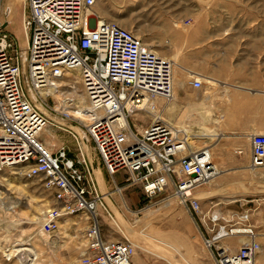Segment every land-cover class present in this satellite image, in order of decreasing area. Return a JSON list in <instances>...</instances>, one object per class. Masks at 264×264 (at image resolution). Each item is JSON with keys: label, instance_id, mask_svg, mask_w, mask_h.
Instances as JSON below:
<instances>
[{"label": "built area", "instance_id": "obj_1", "mask_svg": "<svg viewBox=\"0 0 264 264\" xmlns=\"http://www.w3.org/2000/svg\"><path fill=\"white\" fill-rule=\"evenodd\" d=\"M26 3V71L35 96L57 90L60 81L77 73L94 114L86 130L107 173L114 177L125 172L130 186L139 187L146 198L171 189L169 197L176 198L205 227L207 236L199 228L204 246L216 264H255L261 247L250 216L234 217L239 219L237 225L246 224L240 229L220 226L224 218L204 213L195 198L218 174L211 147L198 148L205 140L197 133L200 130L185 133L157 119L160 113L155 100L174 99L173 64L132 31L98 17L94 10L97 0ZM3 4L0 0V19ZM2 25L0 21V174L22 169L27 180L41 183L53 194L55 205L42 220L44 235L51 237L60 231L61 221L67 217L86 219V250L74 264H134L137 246L104 233L102 214L118 225L78 136L71 132L78 145L77 157H70L64 146L54 152L41 141L50 125L68 130L50 123L28 96L16 40ZM203 84L201 77H192L196 89ZM150 111L156 114H152L153 121L138 131L132 118ZM249 140L252 167L263 168L264 134ZM236 234H247L250 241L230 252L221 242Z\"/></svg>", "mask_w": 264, "mask_h": 264}, {"label": "rangeland", "instance_id": "obj_2", "mask_svg": "<svg viewBox=\"0 0 264 264\" xmlns=\"http://www.w3.org/2000/svg\"><path fill=\"white\" fill-rule=\"evenodd\" d=\"M94 10L98 17L116 22L132 31L157 55L173 62L174 82L177 72L181 76L185 75L182 70L185 65L189 64L193 70L197 69V38L202 32L218 34V40L210 41L218 49L253 48L256 47L255 44L264 48V0H97ZM27 13L26 0H4L0 19L2 24L7 25L5 30L16 40L20 60L24 65V89L53 125L63 126L69 131H61L50 125L41 134V141L54 152L64 146L70 157H77L78 145L71 132L75 133L93 169L100 166L106 177V184H98L101 192L107 196V204L118 226L102 214L104 233L111 239L128 240L135 244L138 246L136 253L147 254L144 251H149L153 255H159V260L166 258L164 253L168 248L164 242L171 235L167 231L171 228H201L204 231L205 227L201 223L198 225L176 198L169 197L171 189L158 197L146 198L139 187L130 186L125 172L118 173L115 178L107 174L87 133L89 122H82L74 114L77 106L84 105L89 108L86 92L77 73L60 81L62 87L56 90L57 93L50 92L45 99L41 95L35 96L26 71L27 42L23 20ZM188 36H192V39L188 40ZM204 75L211 77L210 73ZM185 76L190 78L189 74ZM204 79L205 86H215L207 82L208 78ZM193 99L198 101L195 96ZM224 100L227 101V98ZM159 102L165 103L163 99L157 98L155 104L158 105ZM168 104L171 111L176 113L170 119L173 120L172 125L180 129L194 128L216 135L220 125L226 123L218 117L215 103L212 104L213 109H193L196 114L192 117L182 116L181 113L187 109L174 100ZM161 118L170 123L163 114ZM153 119L152 114L144 112L134 116L132 123L142 132ZM227 140L213 137L211 140H203L198 148H212L219 142L226 143ZM117 187L122 189L121 193L117 191ZM225 194L212 181L200 188L195 193V198L199 200L204 213H212L213 210L220 212V208L228 211L229 203ZM54 205L53 194L45 191L41 183L27 180L22 169L0 174V264L76 263L77 260L70 256L73 247L70 244L71 239H68L73 234H66L64 230L87 228L88 222L83 216L67 217L61 221L60 231L51 237L46 236L41 232L42 220ZM237 211L242 212L243 208ZM223 218L220 226L240 229L246 225H237L239 219L231 215ZM205 235L207 236L206 233ZM238 236L239 234L230 237ZM26 249L34 250V253L23 251Z\"/></svg>", "mask_w": 264, "mask_h": 264}, {"label": "crops", "instance_id": "obj_3", "mask_svg": "<svg viewBox=\"0 0 264 264\" xmlns=\"http://www.w3.org/2000/svg\"><path fill=\"white\" fill-rule=\"evenodd\" d=\"M217 37L218 34L206 32L198 35L197 69L193 70L189 64L182 68L190 78L177 72L173 100L187 109L181 115L190 117L196 114L193 109H213L212 104L215 103L218 117L226 122L220 125L215 136L228 140L224 144L219 142L211 148V152L213 164L218 170L213 181L226 192L229 210L220 208V212L213 210V213L222 218L248 214L250 224L258 234L256 242L261 247L255 264H264V167H252L249 140L256 134H264V48L255 44L253 48L218 49L216 44L210 43L218 40ZM187 39L191 40L192 36ZM206 73H210L211 77L204 75ZM194 75L203 80L208 78L207 82L215 86L203 84L202 88L196 89L191 85ZM168 103L159 102L157 108L172 125L173 120L170 119L176 113L171 111ZM94 171L98 183L106 184L103 169L98 166ZM239 208H243V211L238 212ZM85 231L86 228L64 230L66 234H73L68 239H71L73 248L70 256L74 260H78L86 250ZM167 232L171 235L164 242L168 249L164 253L166 258L161 259L163 261L157 258L159 255L144 251L148 253L135 254L134 264H216L212 253L204 246V237L199 228H171ZM249 241L250 236L242 234L238 238L223 240L221 245L230 252H237Z\"/></svg>", "mask_w": 264, "mask_h": 264}, {"label": "bare ground", "instance_id": "obj_4", "mask_svg": "<svg viewBox=\"0 0 264 264\" xmlns=\"http://www.w3.org/2000/svg\"><path fill=\"white\" fill-rule=\"evenodd\" d=\"M10 11H8V13H9ZM170 61V60H169ZM171 62V61H170ZM172 64H173V62H171ZM174 64H173V75H174V72H175V68H174ZM205 80V79H204ZM62 87V85L61 86H59L58 88H61ZM57 88V89H58ZM50 92H52V93H57L58 91H56V89L55 88H53V89H51L49 92H47V93H41V96L45 99L48 95H49V93ZM74 109H76V112L74 113L75 115H76V117H78L79 119H81L82 120V122H90L92 119H93V116H94V114L93 113H91V110H90V108H88V107H84V105L82 106V107H75ZM156 110H158V113H160V115L159 114H157L158 116H157V119H162L161 118V115H162V112H161V110H159L158 108L156 109ZM91 113V114H90ZM150 114H155L154 112H152V111H150L149 112ZM156 115V114H155ZM51 123V122H50ZM183 128V127H182ZM203 130H205L204 128H203ZM181 131L182 132H185V133H191L192 132V130H190V128L189 129H181ZM198 134H199V136L202 138V139H205V140H211L213 137H217V136H215V135H213V134H211V133H208V132H202V131H199V132H197ZM218 139L219 138H221V137H217ZM217 141V140H216ZM205 147V146H204ZM209 184V183H208ZM119 193H121L122 191H120V189H118L117 190ZM107 197V196H106ZM23 251H25V252H33L34 253V250H32V249H26V250H23ZM23 251H20V252H23Z\"/></svg>", "mask_w": 264, "mask_h": 264}, {"label": "water", "instance_id": "obj_5", "mask_svg": "<svg viewBox=\"0 0 264 264\" xmlns=\"http://www.w3.org/2000/svg\"><path fill=\"white\" fill-rule=\"evenodd\" d=\"M7 27V25L6 24H3L2 26H1V28H6Z\"/></svg>", "mask_w": 264, "mask_h": 264}]
</instances>
